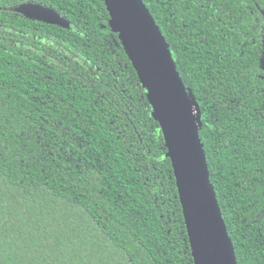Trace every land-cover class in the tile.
<instances>
[{"label":"trees","instance_id":"obj_1","mask_svg":"<svg viewBox=\"0 0 264 264\" xmlns=\"http://www.w3.org/2000/svg\"><path fill=\"white\" fill-rule=\"evenodd\" d=\"M200 114L238 264H264L252 0H142ZM35 2L67 27L14 8ZM103 0H0V264H194L170 159Z\"/></svg>","mask_w":264,"mask_h":264},{"label":"water","instance_id":"obj_2","mask_svg":"<svg viewBox=\"0 0 264 264\" xmlns=\"http://www.w3.org/2000/svg\"><path fill=\"white\" fill-rule=\"evenodd\" d=\"M103 2L162 131L194 264H238L210 182L199 136L200 114L164 35L142 0ZM14 10L29 19L69 25L56 10L40 3L25 2Z\"/></svg>","mask_w":264,"mask_h":264},{"label":"flooded vegetation","instance_id":"obj_3","mask_svg":"<svg viewBox=\"0 0 264 264\" xmlns=\"http://www.w3.org/2000/svg\"><path fill=\"white\" fill-rule=\"evenodd\" d=\"M247 8L253 17V22L257 26L254 31L258 37V53L261 55L259 60V91L264 99V0H252L247 4Z\"/></svg>","mask_w":264,"mask_h":264}]
</instances>
